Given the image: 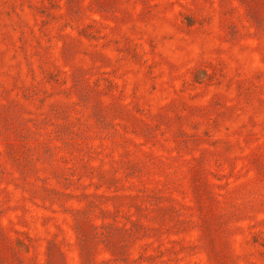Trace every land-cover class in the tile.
I'll return each instance as SVG.
<instances>
[{
  "label": "rangeland",
  "instance_id": "obj_1",
  "mask_svg": "<svg viewBox=\"0 0 264 264\" xmlns=\"http://www.w3.org/2000/svg\"><path fill=\"white\" fill-rule=\"evenodd\" d=\"M0 264H264V0H0Z\"/></svg>",
  "mask_w": 264,
  "mask_h": 264
}]
</instances>
